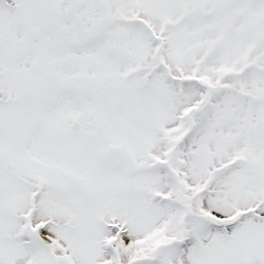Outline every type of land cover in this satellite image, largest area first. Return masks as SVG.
I'll use <instances>...</instances> for the list:
<instances>
[{
  "label": "snow or ice",
  "instance_id": "6c2138e0",
  "mask_svg": "<svg viewBox=\"0 0 264 264\" xmlns=\"http://www.w3.org/2000/svg\"><path fill=\"white\" fill-rule=\"evenodd\" d=\"M0 264H264V0H0Z\"/></svg>",
  "mask_w": 264,
  "mask_h": 264
}]
</instances>
